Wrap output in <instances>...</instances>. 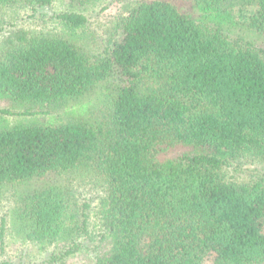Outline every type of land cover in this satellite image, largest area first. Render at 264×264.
<instances>
[{
    "label": "trees",
    "instance_id": "1",
    "mask_svg": "<svg viewBox=\"0 0 264 264\" xmlns=\"http://www.w3.org/2000/svg\"><path fill=\"white\" fill-rule=\"evenodd\" d=\"M51 1L0 0V33L10 24L0 101L17 115L53 105L72 116L0 117V190L17 197L15 234L52 246L57 264L76 253L84 264H264V49L254 41L264 36V0H189L197 16L137 0L93 55L73 37L13 24ZM54 18L72 34L87 22L75 11ZM98 101L103 112L89 116ZM250 159L263 167L249 181L228 176ZM75 173L103 179L91 251L80 240L87 205L70 198ZM3 233L4 220L1 247Z\"/></svg>",
    "mask_w": 264,
    "mask_h": 264
},
{
    "label": "rangeland",
    "instance_id": "2",
    "mask_svg": "<svg viewBox=\"0 0 264 264\" xmlns=\"http://www.w3.org/2000/svg\"><path fill=\"white\" fill-rule=\"evenodd\" d=\"M137 0H98L90 3L84 7H73L70 4V0H52L51 4L46 7L38 9L35 14L30 11H21L13 24L17 27H23L30 33H45L54 34L55 36H61L64 38L73 37V42L82 47L85 53L93 55L103 45L108 34L113 31L114 25L117 19L124 15L127 6L134 3ZM174 3L178 9L183 12L198 15L196 9L191 7L189 0H168ZM64 11H75L85 15L87 22L83 28L77 29L74 34L62 29L60 23L54 18L55 14ZM237 20L244 23L247 17L239 11H235ZM9 12L2 14L6 17L9 16ZM10 28V24H6L2 27L0 33V48H1V36L5 34V31ZM255 44L258 47L264 49V36L254 38ZM1 50V49H0ZM97 98V97H93ZM97 101V99H94ZM94 108L90 111L89 116L94 118L103 112L99 101ZM9 109L13 114L0 113V117L4 118L8 124H29L35 122H44L48 117L40 112L48 111L50 115L58 118L59 121H67L72 116L67 113L64 106L45 105L43 107H32V111L36 112L31 115H17L16 112H22L23 109H17L12 107L5 101H0V110ZM263 167V163L259 159H250L248 162L237 167L235 170L229 169L228 176H233V180L239 182L249 181L254 173ZM69 179L71 199L77 203L78 206L84 207L87 205L85 213L88 218L87 235L80 238L84 245L91 248L96 244L97 235L100 232V226L97 218V206L98 200L103 194V179L102 177L94 173L93 175L85 174H72ZM17 205V197L13 194V189L10 186L2 187L0 190V225L4 220V233H3V245L0 244V264L3 261L9 262V264H57L56 262H49L48 258L50 253L53 252V247L41 249L37 245L30 243L29 241H23L15 234V231L11 224V212ZM81 209V208H80ZM93 240L92 242H89ZM92 245V246H91ZM58 256V254H56ZM86 254L76 253L74 256L68 257L65 264H84ZM209 260V259H207Z\"/></svg>",
    "mask_w": 264,
    "mask_h": 264
}]
</instances>
